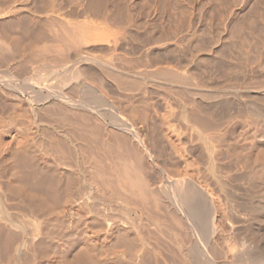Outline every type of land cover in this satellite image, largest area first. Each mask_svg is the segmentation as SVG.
Returning <instances> with one entry per match:
<instances>
[{"label":"bare ground","instance_id":"obj_1","mask_svg":"<svg viewBox=\"0 0 264 264\" xmlns=\"http://www.w3.org/2000/svg\"><path fill=\"white\" fill-rule=\"evenodd\" d=\"M138 1L161 8L146 12L158 15L161 38L170 39L166 25L176 35L199 22L194 6L200 28L189 43L157 44L156 56L116 26L143 23ZM138 1L0 0V163L11 171L0 185V236L16 238L7 256L41 264L37 251L57 247L61 264H264V0ZM44 155L63 167L72 158L74 173L84 167L81 207L93 224L111 222V247L120 246L103 256L110 262L98 260L89 238L76 243L64 229L69 241L52 238L60 226L52 209L60 193L63 202L76 195L77 173L58 172ZM40 156L46 161L36 164ZM15 194L36 210H15L29 220L12 213L21 205ZM45 216L54 226L43 230Z\"/></svg>","mask_w":264,"mask_h":264},{"label":"rangeland","instance_id":"obj_2","mask_svg":"<svg viewBox=\"0 0 264 264\" xmlns=\"http://www.w3.org/2000/svg\"><path fill=\"white\" fill-rule=\"evenodd\" d=\"M137 1H138V0H137ZM150 1H151V4H152L153 1H152V0H150ZM181 1H182V2L184 3V5L186 6V3H187L186 1H187V0H186V1L181 0ZM188 1H189V0H188ZM207 1H208V0H207ZM231 1H234V0H231ZM240 1H242V0H238V1L236 0L237 4H240V3H239ZM254 1H255V2H256V1H257V2H261V1H263V0H261V1H260V0H252V3H250V4L255 3ZM138 2H139V1H138ZM138 2H137V4H138ZM140 2H142V1H140ZM140 2H139V4H141V7H142V3H140ZM183 3H181V5H182ZM216 3H217V2H216ZM216 3L214 2V6H212V7H214V9H213L212 7H211V8H208V4L205 5L206 8L209 9L208 11H210L211 9H213V11H212V10L210 11V14H212V16L215 17V18H214V21H215V22H217V20H216L217 18H216V17H217V15H218V13H217L215 10L218 11V9H219L220 11H222V10L220 9L221 6H220L219 4H218L217 7L215 6V5H217ZM149 4H150V2H149ZM229 4H230V3H229ZM250 4H249V5H250ZM184 5H183V6H184ZM183 6H182V7H183ZM256 6L258 7V5H255L254 8H255ZM136 7H137V5H136ZM138 7L141 8L140 6H138ZM146 7H147V6H145L144 8H143V7L141 8V14L139 13V14L141 15V17H142V15H143L142 13H144V12H142V9L145 11ZM152 7H153V6H151V8H150V6H148L147 9H146V11H145V14L143 15V17L145 16V17H147V18H145V17L143 18V17H142V20L139 19L140 22H141V21L143 22V23H141L142 26H143L144 24H145V26L142 27V26H140L141 24H138L139 21H138V17H137V16H139V18H141L140 15H138V14H137V16H136V20H137L138 22H135V23L138 24L139 26H136V27H135V26H134V23L131 24V26H130V25H125V24H123V25H116V26H117L119 29L123 30L125 33L127 32L128 35H132V37L134 36V38H136V39H133V41H132L133 43H134V42H135V43H136V42L138 43V42H140V40H141V42H144V44H146V46L148 45V46H147L148 48H149V46H154V47H150V48H155V46H157V44H161V45H163V44H167V42H169V43H168L169 45H171V43H172V45H175V41L178 40L180 37H183V38H184L183 41H184L185 43H187L188 41L190 42L189 39L193 36V33L195 32V29L197 30V28H200V27H196V26H197L198 24H200V20H198V18L200 19V13H202V11L199 12V11H200V10H199L200 7H198V6H194V7H193L194 9H196V7H197V9H198V11H197V9H196L197 12L194 10V12L196 13V16H197L196 19H197V21H199V22H196V21H195V22H196V23H195L196 26H195V24L193 25V26H195L196 28L193 27V26H190V27H193V28L190 29V27H189L188 25H186V26H188L189 28H186V26H185L184 24H187V23H184V24H183V27H182V26L180 27L182 30H183V29H186V31H187V30L189 31V29H190L191 32H192V29H193L194 31L192 32V35H191V32H190V31H189V33H187L188 31H187V32H186L185 30L182 31L181 29H180V31L182 32V34L184 33V35L181 34V36H180V33H181V32L179 33L177 30H176V31H177V34L175 35V33H174V32H175V28H171V27H173L172 25H170V27L166 25V31H169V30H170L169 32H166V35H168L167 33H170V32H171V33H174L175 36H173V34L170 33V35L167 36L168 38H170L169 40H168V39H165L166 37L163 38L164 35H162V38H161V36H160V34H161V33H160V32H161V28H160V26H159V24H160V20H159V18H157L158 15H157V16L155 15L156 11H152V10H153ZM172 7H173V6H172ZM250 7L253 8V5H251ZM250 7H249V8H250ZM149 8H150V9H149ZM216 8H217V9H216ZM254 8H253V9H254ZM151 9H152V10H151ZM175 9L177 10V8H174V10H175ZM183 9H184V7H183ZM185 9L187 10L188 7L185 8ZM256 9H257V8H256ZM256 9H254V10H256ZM147 10H149V11L152 12V13L155 12L153 15L149 12L153 17H152L151 15H149V13H146ZM159 10H160L161 12H157L156 14H158V13L161 14V13H162L161 8H160ZM159 10H158V11H159ZM204 10H205V7H204ZM233 10H234V9H233ZM258 10L260 11V9H258ZM192 11H193V10H192ZM214 11H215L217 14H216ZM220 11H218V12H220ZM247 11H248V10H247ZM198 12H199V13H198ZM214 13L216 14V16L213 15ZM238 14H239V13H237V16H238ZM148 15H149V16H148ZM154 15H155V16H154ZM239 15H240V14H239ZM150 16L152 17L153 20L150 19V18H151ZM237 16H236V17H237ZM240 16H241V15H240ZM148 17H149V18H148ZM94 18H95V17H94ZM94 18H93V19H94ZM96 18H97V17H96ZM96 18H95V19H96ZM238 18H239V17L235 18V19L237 20V22H238V20H239ZM145 19H146V22L144 21ZM149 19H150L151 21H149ZM235 19H234V20H235ZM155 20H156V21L158 20L159 22H158V21L156 22ZM236 20H235V21H236ZM134 21H135V19H134ZM152 21H153V22L155 21V22L152 23L153 26H150V25H151L150 22H152ZM144 22H145V23H144ZM207 22H208V21H207ZM226 22H227V20H226ZM237 22H236V23H237ZM155 23H156V24L159 23V24L156 25ZM166 23H168L167 20H165V24H166ZM205 23H206V21H205ZM236 23H233V22H232L231 25H232V26H233V25H236ZM146 24H147V26H146ZM160 25H161V24H160ZM149 26H150V27H149ZM184 26H185V27H184ZM198 26H199V25H198ZM114 27H115V26H114ZM114 27H113V28H114ZM137 27H140L141 29H140V28H137ZM167 27H169V28H167ZM20 28H21V27H20ZM22 28H23V26H22ZM22 28H21V29H22ZM136 28H137V29H136ZM153 28H155L156 33H159V35H157V36H160V38L162 39V40H161L162 42L159 41L158 43H156V42H154L153 39L151 38L152 35H153V33H152V29H153ZM194 28H195V29H194ZM23 29H25V27H24ZM139 29H140V30H139ZM176 29H177V28H176ZM158 30H159V31H158ZM171 30H172V31H171ZM173 30H174V32H173ZM143 31H144V35L142 34V36H143V37H142V36H140V33H141V32L143 33ZM147 32H149V33H148V34H149V37H148V34H146ZM178 33H179V35H178ZM136 34H138V35L136 36ZM185 34H186V35H185ZM187 34H190V36H189L190 38H188V39L186 40V38L188 37ZM145 35H146V36H145ZM166 35H165V36H166ZM172 36L175 37V38L173 39ZM132 37H131V38H132ZM137 37H138V38H137ZM177 37H178V38H177ZM175 39H176V40H175ZM167 40H168V41H167ZM185 40H186L187 42H186ZM193 41H194V43H195L194 46H196V48H197V46H199V44H201V43L203 44V42H201V43H200V42H199V43L197 42V43H198V45H197V43L195 42V41H199V40H197V39H195V40H193ZM193 41H192V44H193ZM227 41H229V40H227ZM173 42H174V43H173ZM189 42H188V43H189ZM177 44H178V43H177ZM177 44H176V45H177ZM206 44H207V43H206ZM144 46H145V45H144ZM146 46H145V47H146ZM218 48H220V44L217 43V44L215 45V50L218 49ZM49 49H52V47L49 48ZM155 50H156V51L158 50V52H155ZM160 51H161V50H159L158 48H155V49H154V52H155L154 55H156V53L159 54ZM23 53H24V52H23ZM99 53H100V55H101L102 57H105V58L111 57V54L107 55V54H104V53H102V52H99ZM24 54H25V53H24ZM199 54H200V53H199ZM199 54H198V55H199ZM159 55H161V52H160ZM156 56H157V55H156ZM156 56H154V58H156ZM171 58L173 59V56H171ZM148 64L151 65L149 62H148ZM36 73H37V71H34L32 74H36ZM217 76H218V78H221V77H223L224 75L217 74ZM105 93L108 95L107 92H105ZM105 93H104V94H105ZM108 97H109V95H108ZM23 110H24V109H23ZM44 156H45V155H44ZM44 156H42V158H41V156H40V159L38 158L39 161L36 160L37 163H36V162H35V163H36V164H42L43 161H44L46 158H47V159H46L47 161L50 160V159L56 161V159H52L53 157H52V158H49L48 156H47V157L45 156L46 158H44ZM43 158H44V160H43ZM66 158H67V157L63 158V159H65V160H63V159L60 160V161H62V162H64V161L66 162V164H64L65 162H64L63 164L60 162V164L65 165L64 167H63V166H60V165H59V162L56 161L57 163H56L55 165L58 164V165L56 166V169H57L58 172L62 170L61 172H63V173H64V171H68V170H69V172H70V170H71V171H72V172H70L71 175H72V173H73L74 175H75V173H77L78 175L76 174L77 177H76V175L74 176V180H75V183H76V187H77L78 189H77V191H76V195H75V193H74V195H72L74 199H73V198L71 199V198L69 197L70 200H69L68 198H67V200L65 199L66 201L69 200L68 202H65V201H64L65 203L63 202L64 198H62L63 194L60 193V195H62V196L59 195L58 198H60V200L62 201V203H61V201H59V200L57 199V200L59 201V203L56 201V204H55L54 206H55L56 209H57V207H58V209H57V211H56V209H52V213L56 212V213H54L56 216L54 217V214H52V215H50V217H51L52 220H54V222H56V223H54L50 218H48V222L50 223V222L52 221V222H51L52 227L54 226V224H57V226L60 225L59 227H56V225H55V229L53 228V230H52V231H54V230L56 231L57 229L59 230V231L57 230L58 233H57V231H56V232H55V231L53 232L54 234H56V237H54V236H55L54 234H52L53 237H52V235H50V233H51V229H50V228H52V227H50L51 225H50V224L47 222V220H46V219H47V216H45L46 218H45L44 220L42 219V221H44V222L46 221L45 223L43 222V226H44V224H47V226L45 225V226L43 227V230L45 229V227H50V228H49L50 232H47V233L49 234L50 237H48V234H47V236H46V237H48V238H51V237H52V238H60L61 236H63V235L65 234V232H68L69 239L72 240V241H77L76 243H78L81 239H82L83 242H84V241L86 242V241H87L86 239L89 238L87 242L90 243V242L92 241V242H94L95 245H94V244H91L92 242H91L90 244H89V243H85V242H84V243H85V244H88V245H90V246H92V248H93L94 246L98 247V248L94 247V249H95V248L97 249V250H96V254H97L98 260L100 261V260L102 259L103 261H100V262H103V263H105V260H106V262H108L109 259H107V258L105 259V257H107V256H108V257H110V256L115 257V255H116L115 252H117V249H115V248H117V246H119V245H117L116 247L114 246L115 248H114L113 246H112L113 248L111 247V245H114V244H111V243H114L112 238H117V236H114L115 233H114V235L112 234V233H113V231H112V226H111V225H110L111 227L108 226L111 222H108V223H107V222H105L101 217H99V218H97V221H98V219H99V221L102 219V220L105 222V224H106V223H107V224H106V225H103V224H102L103 226H99V225H101L100 223H102V221H101L100 223H98L97 225H95V224L97 223V222H96V218H93L92 213H90V214L92 215V216H91L87 211L84 212L85 209L82 208V207H84V205L81 204V203H82V202H81V201H82V200H81V197H82L83 186H82V183L80 182L81 180H80V179H79L80 181L78 180V176L81 175V176H79V178H80V177L82 178V173H83V172L81 173V169L84 168L83 166H84V164L86 165V163H87L88 160L86 161L85 159H83V161H85V162H81V164L83 163V165L81 166V167H83V168L80 169V166H79V171H76V170H75V173H74L73 171H74V169H75V168H74L75 161H73L74 163L71 162V161H72V160H71L72 158L70 159V157H69V159L71 160V161H70L71 163H70V162L68 161L69 159L67 160ZM46 160H45V161H46ZM51 160L48 161L49 164H51V163L53 164V163L55 162V161H54V162H53V161L51 162ZM66 160H67V161H66ZM73 160H74V159H73ZM45 161H44V162H45ZM0 162L2 163L1 159H0ZM6 162H7V161H6ZM1 163H0V164H1ZM21 163H22V162H19V167H20V165L25 164V163H23V164H21ZM48 163H47V165H48ZM69 163L72 164L73 167H72ZM4 164H5V165H4ZM44 164H46V163H44ZM52 164H51V165H52ZM6 165H8V162H7V163L3 162V164H1V166H0L1 168H4V170H3V169H2V170L0 169V170L2 171V173H1V171H0V178H3L2 180L0 179V180L2 181V183H1V181H0V185H1V184L3 185V183H4L5 186H7V184L9 185L8 182L11 181V178H9V176L11 175V171L8 170V168L5 170V168H6L5 166H6ZM53 165H54V164H53ZM66 165H67V166H66ZM2 166H3V167H2ZM24 166H27L28 168L23 170V168L20 167V169H22V171H21V170H20V171L23 172V173L26 172V173L29 175V171L32 169L31 166L28 165V164H25ZM29 166H30V167H29ZM7 167H9V166H7ZM22 167H23V166H22ZM59 167H60V168H59ZM61 167H62V168H65V170L62 169ZM66 167H68V168H66ZM24 168H25V167H24ZM29 168H30V169H29ZM58 168H59V170H58ZM66 169H68V170H66ZM8 171H9V173H10L9 176L7 175V174H8ZM69 172H68V173H69ZM78 172H80V173H78ZM6 173H7V174H6ZM4 174H5V177H4ZM24 174H25V173H24ZM24 174H23V175H24ZM27 174H26V175H27ZM26 175H25V176H26ZM28 175H27V179L31 178V177H28ZM7 176H8V177H7ZM72 176H73V175H72ZM7 178H9V179L7 180L8 182L6 181V183H7V184H6V183L4 182V179L6 180ZM34 178L37 180L36 177H32L31 180L34 179ZM31 180H28V181H29V182H32ZM76 180H77V181H76ZM78 182H79V183H78ZM2 185H1V187H5L4 185H3V186H2ZM79 193H81V194H79ZM78 194H79L80 196H79ZM15 195H16V199H19L20 197H22V196H20L19 194H15ZM18 195H19V197H18ZM72 196H71V197H72ZM74 196H75V197L77 196L78 198L76 197L77 199H75ZM17 197H18V198H17ZM23 197H24V196H23ZM63 197H64V196H63ZM12 198H13V197H11V199L8 201V202H9L8 209H9V208H12L13 206H14L15 208H13V209H14L13 212L11 211L12 209H10L9 211L12 212V213L14 214L15 210L17 209V210H18L17 212H18V213H21V211H23L22 208H24L22 202H24V201L26 202V197L24 198V201H22V202H21V200H23V199H19V200H17V201H14L15 204L18 203V202H19L18 204H21V205H20V208H17V207H19V206H17V204H16V205H12V204H11V203H13V201H12L13 199H12ZM79 198H80V200H79ZM14 199H15V196H14ZM11 201H12V202H11ZM57 203H58V204H57ZM60 203H61V204H60ZM59 204H60V206H58ZM11 205H12V207H11ZM81 205H82V207H81ZM16 206H17V207H16ZM101 207H102V206L98 207V211H99V212H102V213H104V214H107L108 212H104V211H102V210L104 209V206L102 207L103 209H102ZM19 209H21L20 212H19ZM24 209H25V210L23 211V213H25V216H26V215H28V216H32L34 213H36V210H32V211L34 212V213L32 214L31 211H28V209H26V208H24ZM83 209H84V210H83ZM53 210H54V212H53ZM39 211H40V210H39ZM39 211H37L38 213L36 214L38 217H39L38 214H40ZM43 211H44V213L47 212L45 215L48 214V211L42 210V213H43ZM29 212H30V213H29ZM109 212H110V211H109ZM23 213H22V214H23ZM86 213H87L88 216L86 215ZM15 214H17V213L15 212ZM22 214H21V215H22ZM29 214H30V215H29ZM31 214H32V215H31ZM49 214H51V210L49 211ZM108 214L110 215V213H108ZM18 215H19V214H17V217L19 218V219L17 218L18 220H20V218H22V220L25 219V220H23V222H24V221H26V219H28V216H27V218H25L24 216H23V217H22V216L19 217L20 215H19V216H18ZM34 215H35V214H34ZM41 215H43V214H41ZM132 215H134V214H132ZM43 216H44V215H43ZM43 216H42V218H43ZM58 216H59V218H58ZM15 217H16V215H15ZM38 217H37V218H38ZM40 217H41V216H40ZM48 217H49V216H48ZM60 217H61V219H60ZM88 217H89V218H88ZM90 217H91V218H90ZM53 218H56V219H53ZM57 218H58V219H57ZM92 218H93V219H92ZM49 219H50V220H49ZM90 219H91V221H90ZM22 220H20V221H22ZM28 220H29V219H28ZM99 221H98V222H99ZM92 222H95V224H93ZM104 222H103V223H104ZM26 223H27V222H26ZM53 223H54V224H53ZM48 224H49L50 226H49ZM91 224H92V225H91ZM61 225H62V226H61ZM105 226H106V227H105ZM26 227H27V228H26ZM30 227H31V226H30ZM63 227H65V228H63ZM93 227H94V228H93ZM25 228H26V229H25ZM25 228H24V230L27 231V232L30 231V229H31V228H29V225L25 226ZM60 228H62V229H60ZM106 228H107V229H106ZM63 229L65 230V232H64ZM108 229H109V230H108ZM60 230H61V231L63 230V235L61 234ZM98 230H99V231H98ZM106 230H108L109 232L106 231ZM110 230H111V231H110ZM46 231H47V228H46ZM46 231H45V232H46ZM59 233H60L61 236L59 235ZM78 233H79V234H78ZM107 233H109L108 236H106ZM110 233H111V235H110ZM76 234L81 235L82 238H81V236L79 237V236H77ZM83 234H84V236L86 235L85 237H87V238H85V237L83 236ZM87 234H88V235H87ZM0 235H1V234H0ZM58 235H59L60 237H58ZM66 235H67V234H66ZM66 235H65V238H66ZM112 235H113V236H112ZM72 236H73V237H72ZM90 236H91V237H90ZM103 236H104V237H103ZM109 236H110V238H108ZM0 237H1V236H0ZM2 237H3V236H2ZM2 237L0 238V240H1V242H0V248H1V249H0V251H1L0 254L2 253L0 256H1V257L3 256L2 259H5L6 263H7V260H8V264H10V263H11V264H14L13 261H14V262H16V261H15V259L12 261V258H13V257H11V254H12L11 252L13 251L12 248H14V247L10 246V243H12L11 245L14 246V241L16 240V238H14V239L11 238V239H13L14 241L11 240V239H10V240H6L7 242L5 243L4 239H6V238H2ZM71 237H72L73 239H72ZM75 237H77V238L79 237L80 239H79V238L77 239V238H75ZM63 238H64V236H63ZM63 238H62V239L60 238V239H61V240H64L65 238H64V239H63ZM84 238H85V239H84ZM95 238H96V239H95ZM103 238H104V240H103ZM66 239L69 241L68 238H66ZM66 239H65V240H66ZM76 239H77V240H76ZM90 239H91V240H90ZM65 240H64V241H65ZM89 240H90V241H89ZM100 240H101V241H100ZM106 240H107V241H106ZM109 240H110V242H109ZM8 241H10V242H8ZM11 241H13V242H11ZM80 242H81V241H80ZM99 242H100V243H99ZM1 243H2V245H1ZM8 243H9V244H8ZM81 243H82V242H81ZM96 243H97V245H96ZM103 243H104V245H106V244L108 245V244L110 243V245H109L110 247L107 246V245L104 246ZM7 244H8L10 247H12V248H10L9 246L7 247ZM3 245H4V246H3ZM5 245H6V247H7L8 249H10V251H9V252L11 253V254H9V257H10V258L7 256V255H8V254H7L8 250H7V248L5 247ZM93 245H94V246H93ZM99 245H100V246H99ZM101 245H103L102 247H104L103 249L105 250V251H103V250L101 251V252H104V253H102L103 255L100 254V252H99V251L102 249ZM115 245H116V244H115ZM119 247H120V246H119ZM99 248H100V249H99ZM111 248H112V249H111ZM3 249H4V251H3ZM11 249H12V250H11ZM48 249H52V250H48ZM53 249H54V250H53ZM114 249H115L116 251H115ZM42 250H43V251H42ZM46 250L50 251L48 254H50V253L53 254V253H54V254H53V257L50 256V255H48V254H46V253L48 252V251H46ZM120 250H121V251L123 250L122 247H121ZM120 250L118 249V251H120ZM51 251H52L53 253H52ZM55 251H56V252H55ZM97 251H98V252H97ZM112 251H113V252L115 251V252H114L115 255L112 254V253H113ZM3 252H4V255H3ZM9 252H8V253H9ZM39 252H40V253H38V251H37V253L35 254L34 257H36V259H37L36 261H38V259L41 260L40 258H42V256L40 257V254H42L45 258H43V259L40 261L41 264H61V263H60L61 260H59V257L57 256V255H58V249H57V247H55V248L41 249ZM41 252H43V253H41ZM117 253H118V252H117ZM5 254H6V255H5ZM55 254H57V255H55ZM104 254H105V255H104ZM36 255H39L40 258H39L38 256H36ZM45 255H46V256H50V257H46ZM54 255H55L56 257H55ZM5 256H6V257H5ZM103 256H105V257L103 258ZM4 257H5V258H4ZM51 257H52V258H51ZM113 257H112V258H113ZM6 258H7V259H6ZM57 258H58V259H57ZM100 258H101V259H100ZM112 258L110 257V259H112ZM9 259H10V260H9ZM33 259H34V258H33ZM56 259H57V260H56ZM0 260H1V259H0ZM52 260L56 261L57 263H56V262H53ZM107 260H108V261H107ZM2 261H3V262H2ZM5 261H4V260H1L0 263L2 262V264H4ZM59 261H60V262H59ZM109 262H110V261H109ZM38 263H39V261H38ZM38 263H37V264H38ZM15 264H16V263H15Z\"/></svg>","mask_w":264,"mask_h":264}]
</instances>
